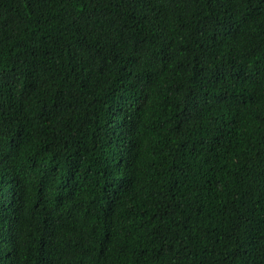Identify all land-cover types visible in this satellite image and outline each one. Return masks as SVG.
Here are the masks:
<instances>
[{"label": "trees", "instance_id": "16d2710c", "mask_svg": "<svg viewBox=\"0 0 264 264\" xmlns=\"http://www.w3.org/2000/svg\"><path fill=\"white\" fill-rule=\"evenodd\" d=\"M0 264H264V0H0Z\"/></svg>", "mask_w": 264, "mask_h": 264}]
</instances>
